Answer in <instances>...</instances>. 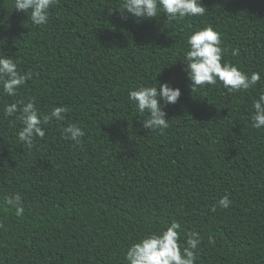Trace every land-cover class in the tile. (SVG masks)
Masks as SVG:
<instances>
[{"label": "trees", "instance_id": "16d2710c", "mask_svg": "<svg viewBox=\"0 0 264 264\" xmlns=\"http://www.w3.org/2000/svg\"><path fill=\"white\" fill-rule=\"evenodd\" d=\"M14 2L0 0V51L35 75L15 97L0 90V264H124L130 244L172 221L202 235L196 264H264V126L251 120L264 93V0H202L205 15L183 21L122 19L121 0H57L43 27ZM206 24L225 59L262 74L255 87L192 92L179 60ZM155 79L182 94L164 109L169 127L150 131L128 90ZM30 99L41 115L67 109L33 149L17 140L19 113L3 112ZM71 123L86 133L78 146L62 136ZM14 192L21 217L3 199ZM225 194L233 203L212 212Z\"/></svg>", "mask_w": 264, "mask_h": 264}, {"label": "clouds", "instance_id": "9594fccd", "mask_svg": "<svg viewBox=\"0 0 264 264\" xmlns=\"http://www.w3.org/2000/svg\"><path fill=\"white\" fill-rule=\"evenodd\" d=\"M57 0H15L14 9L29 13L28 19L35 26H46L49 23L50 9L55 7ZM119 10L122 19L128 16L138 20H158L166 15L167 20L183 21L186 18L203 17L206 8L202 0H121ZM221 33L211 24L198 27L186 36V47L182 59L187 79L192 92L208 86L221 85L229 94L244 92L255 87L262 78L258 71L248 72L238 64L225 59L227 49L223 46ZM239 54V48L231 50L232 56ZM16 59V58H15ZM15 59L0 51V90L9 97H15L19 89L33 78L31 70L21 72ZM181 89L174 87L170 81L163 83L155 79L151 84H138L128 90V100L139 116L143 117L142 126L150 131L164 130L169 127L165 108L177 103ZM252 108V127L261 129L264 126V93L255 99ZM67 111L63 105L54 106L47 115H41L34 99L26 103L22 101L5 105V117L19 113L21 127L17 132V140L25 147L33 149L38 139L46 135L43 125L53 119L61 122ZM86 135L83 128L75 123L63 128L62 136L75 145L82 143ZM6 205L15 210V215L24 214L22 194L14 192L3 197ZM233 201L228 194L222 196L210 209H228ZM182 234L185 239L181 241ZM203 237L197 231L183 233L181 224L172 221L166 227L149 231L130 244L124 253V264H196ZM208 243L214 244L212 236Z\"/></svg>", "mask_w": 264, "mask_h": 264}]
</instances>
